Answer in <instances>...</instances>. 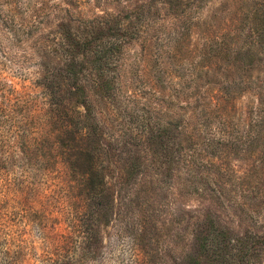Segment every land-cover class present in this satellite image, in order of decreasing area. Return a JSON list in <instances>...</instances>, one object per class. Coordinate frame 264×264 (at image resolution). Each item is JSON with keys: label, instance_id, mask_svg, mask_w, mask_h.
<instances>
[{"label": "trees", "instance_id": "trees-1", "mask_svg": "<svg viewBox=\"0 0 264 264\" xmlns=\"http://www.w3.org/2000/svg\"><path fill=\"white\" fill-rule=\"evenodd\" d=\"M29 1L18 0L21 11L17 2L0 0V24L9 22L14 34L17 26L37 28L47 22L45 16L39 18L42 0ZM99 1L103 3H95L96 9L85 0L59 5L46 50L63 64L45 68L39 80L41 108L25 113L21 97L0 82L1 164L31 156L65 164L83 190V206L73 226L86 237L100 198L106 208L110 201L104 127L90 95L114 97L122 63H166L165 57L182 53L188 78L184 85L174 83L171 122L147 140L161 148L160 164L170 167L180 161L189 175L197 165L204 171L212 166L216 175L204 177L210 189L220 198L227 186L236 191L238 198L230 206L246 211L255 226L260 212L239 198L264 207V0ZM27 11L30 21L23 18ZM135 45L138 50L130 55ZM153 49L160 50L157 56ZM63 81L72 88L68 101L60 95ZM243 151L252 158L240 172L229 156ZM138 160L126 161L129 177L140 172ZM203 221L195 234L192 263L260 264L264 233L245 229L233 234L211 215Z\"/></svg>", "mask_w": 264, "mask_h": 264}, {"label": "rangeland", "instance_id": "rangeland-1", "mask_svg": "<svg viewBox=\"0 0 264 264\" xmlns=\"http://www.w3.org/2000/svg\"><path fill=\"white\" fill-rule=\"evenodd\" d=\"M13 1L24 11L20 4L24 0ZM85 1L91 9L95 3H103ZM67 3L42 0L37 5L43 10L39 18L45 16L47 22L37 28L17 26L13 34L9 22L4 24L7 27L0 24V82L21 97L25 113L43 106L39 80L45 68L63 64L46 49L60 16L58 7ZM23 18L30 21L29 11ZM27 31L28 36L24 34ZM133 50H138L136 45L130 55ZM153 51L155 56L160 52ZM178 56L165 57L166 63H122L118 93L112 98L90 95L104 127L106 144L102 148L109 159L105 188L110 201L106 208L100 198L86 237L73 226L83 206V190L65 164L40 156L0 162V264H194L190 258L196 249L195 234L206 215L215 217L233 234L245 229L264 233L262 205L252 206V199L239 198L260 212V221L252 226L255 219L230 206L238 198L236 191L227 186L226 195L220 198L210 189L204 177L216 175L212 166L204 171L197 165L189 175L180 161L170 167L160 164L161 148L147 140L171 122L174 83L184 85L188 78V63L182 53ZM61 90L64 101L72 99L67 81L62 82ZM182 96L180 93V99ZM134 157H139L142 168L129 177L126 161ZM251 158L245 151L230 152L229 156L240 172L247 170ZM259 262L264 264V249Z\"/></svg>", "mask_w": 264, "mask_h": 264}]
</instances>
